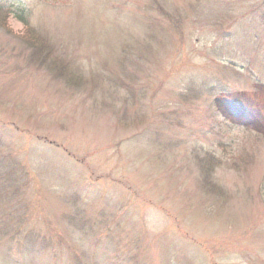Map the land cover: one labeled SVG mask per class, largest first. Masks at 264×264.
Instances as JSON below:
<instances>
[{"label": "rangeland", "instance_id": "obj_1", "mask_svg": "<svg viewBox=\"0 0 264 264\" xmlns=\"http://www.w3.org/2000/svg\"><path fill=\"white\" fill-rule=\"evenodd\" d=\"M0 5V264H264V0Z\"/></svg>", "mask_w": 264, "mask_h": 264}, {"label": "trees", "instance_id": "obj_2", "mask_svg": "<svg viewBox=\"0 0 264 264\" xmlns=\"http://www.w3.org/2000/svg\"><path fill=\"white\" fill-rule=\"evenodd\" d=\"M9 15V12L7 10H5V7L0 5V24H2L3 20L7 18V16ZM25 22V21H24Z\"/></svg>", "mask_w": 264, "mask_h": 264}]
</instances>
